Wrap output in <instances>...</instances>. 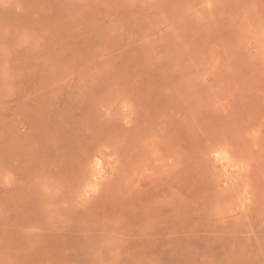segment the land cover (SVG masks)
I'll return each mask as SVG.
<instances>
[{
    "label": "rangeland",
    "instance_id": "374dc122",
    "mask_svg": "<svg viewBox=\"0 0 264 264\" xmlns=\"http://www.w3.org/2000/svg\"><path fill=\"white\" fill-rule=\"evenodd\" d=\"M0 264H264V0H0Z\"/></svg>",
    "mask_w": 264,
    "mask_h": 264
}]
</instances>
